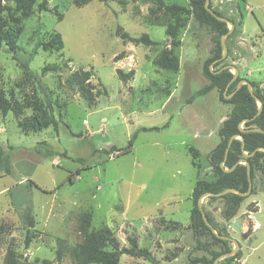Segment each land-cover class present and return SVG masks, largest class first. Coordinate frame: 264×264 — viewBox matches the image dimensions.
I'll list each match as a JSON object with an SVG mask.
<instances>
[{"label":"rangeland","instance_id":"rangeland-1","mask_svg":"<svg viewBox=\"0 0 264 264\" xmlns=\"http://www.w3.org/2000/svg\"><path fill=\"white\" fill-rule=\"evenodd\" d=\"M187 1L162 0L188 7ZM209 1L234 23L217 67L233 65L237 77L264 92V0ZM37 3L29 16L12 2L3 11L20 33L16 50L0 47V148L10 154V173L0 171V264H72L67 249L83 241V229L103 227L121 246L136 237L157 264H188L207 254L210 236L197 237L190 226L191 192L198 179L215 178L206 157L232 108L218 89L197 94L208 83L202 70L210 30L189 12H151L156 0H47V11ZM173 25L178 46L165 32ZM55 32L62 48L43 47ZM121 32L147 33L157 44L124 42ZM118 68L134 74L119 77ZM80 69L92 73L90 102L65 82ZM43 141L54 155L33 149ZM252 190L229 221L222 200L201 199L216 227L239 243V255L228 262L233 254H224L218 264H264L262 170ZM118 264L153 263L122 254Z\"/></svg>","mask_w":264,"mask_h":264},{"label":"trees","instance_id":"trees-1","mask_svg":"<svg viewBox=\"0 0 264 264\" xmlns=\"http://www.w3.org/2000/svg\"><path fill=\"white\" fill-rule=\"evenodd\" d=\"M37 1L38 0H0V47L4 44L9 51L16 50V41L18 34L20 33V29L10 26L8 20L3 16V11L7 9L5 2H12L13 9L15 11L19 12L23 16H29L31 15ZM187 3L188 7H185L184 5L174 3L165 4L162 0H156V7L151 8L150 11L155 12L156 10L164 9V11L170 12L171 14L189 12L200 26H205L210 30L213 36L212 46L210 48L211 55L204 61L202 70L203 76L208 80V83L202 86L197 91V94H205L215 88L220 92L222 100L232 105L230 113L222 121L217 130L218 142L208 152L206 157L215 178L213 180L198 179L191 192V229L197 237L209 235L211 240L209 246H205V243L203 244L207 254L191 258L188 264H212L213 260L217 256L228 253L231 249L227 244L228 239H221L217 237L206 225L197 205V200L200 196L206 194L207 192L217 193L229 188L237 189L240 192H246L248 189V175L246 166L243 164L244 160H247L248 162L251 180L254 179L257 170H262L264 172V163H262L264 151L256 150L258 147H264V133L251 130H240L239 128V125H241L244 129L256 127L264 130V92L254 81L249 80L248 81L252 87L255 97L250 95L246 84H241L239 88L235 90L237 82L241 79L237 77L235 80L230 82L228 86L227 94L232 92L233 94L227 99L224 98L223 91L227 83L232 78L233 73L230 68L223 69L219 72L214 71L222 66L220 65L217 67V65L221 63V60H216L222 55L220 37L228 31L227 23L218 20L216 17L211 15L204 7V0H188ZM209 6L212 8L210 1ZM36 7L40 11H47V0H40ZM55 8L56 7H54V9ZM212 9L217 15H222L220 11L214 8ZM165 32L171 37V44L174 46H178L180 44V40L175 39L177 35L175 25L169 26ZM230 35H232V33H229L227 36ZM120 37L124 42L131 41L134 44L142 43L146 46L157 44V42L152 40L147 33L132 36L127 32H121ZM42 45L45 48L55 47L57 50L61 49L62 39L60 34L57 32L53 33L50 36V39L47 42L42 43ZM122 57L123 52H120L113 58L114 61H117ZM212 63H214L213 68L210 67V64ZM163 65L166 66L167 61H163ZM174 66H178L177 60L174 62ZM52 69V66L42 67V71ZM116 72L119 77H125L126 79L130 78L134 74L133 70H129L128 73H123L120 68L116 69ZM91 76L92 73L90 70H75L66 77L65 82L69 88L75 89L86 101L90 102L95 96L92 90L93 87L90 84ZM257 100L261 101L262 109L259 114L254 117L258 110ZM244 119L246 120L243 121ZM153 128L156 127H152V129ZM234 134L240 135L243 138V151L241 149L242 140L238 136L233 138L228 146V141ZM133 138H135V134H133L130 138L126 149L132 148ZM6 148L12 149L13 146L7 145ZM226 148L227 153L225 156ZM33 149L44 157L55 154V151L50 149L45 141L41 142V145L36 146ZM109 150L120 151L114 146H112ZM103 151L109 152L106 149H103ZM244 152L249 155L245 157ZM62 154L65 155L66 153L64 152ZM0 171H3L5 174L10 173V154L4 148H0ZM250 192L253 193V190ZM207 197L210 200H222L223 204L220 209V213L226 221H229L236 215L241 202L246 196H242L235 192H227L221 196L207 195ZM203 210L206 220L213 225L216 233L226 235L222 229H218L216 227L211 212L205 210L204 207ZM24 219L26 220L28 227L33 228L35 221L30 210L25 211ZM2 230V226L0 225V234ZM28 232L30 233L31 231ZM83 233V241L67 249L72 260V264H118L119 258L122 254L141 256L147 261L157 264V260L152 256L150 251L139 246L136 237L129 236V246H121L117 239L112 236L108 228L103 227L99 230H88L87 228H84ZM25 243L28 244V237H26ZM211 245H219L220 249L211 248ZM62 248H64V245L61 243L60 250ZM60 250L58 254H60ZM238 255L239 251L231 255L228 262L232 261V258Z\"/></svg>","mask_w":264,"mask_h":264},{"label":"water","instance_id":"water-1","mask_svg":"<svg viewBox=\"0 0 264 264\" xmlns=\"http://www.w3.org/2000/svg\"><path fill=\"white\" fill-rule=\"evenodd\" d=\"M204 7H205V9H206L211 15H213L214 17H216V19L221 20V21H224V22L230 24V27L228 28V31H227L225 34H222L221 37H220V43H221V46H222V55H221V57H220L219 59H217L216 61H218V60H222V59L225 58V56H226V54H227V47H226V43H225V38H226L227 35H228L229 33H231V31L233 30V28H234V23H233L230 19H228L227 17H225V16L217 15V14L214 12V10L209 6V0H204ZM226 68H233V69H234V72H233L232 78H231L230 81L227 83V85H226V87H225V89H224V91H223V94H224V98H225V99L231 97V95L233 94V92H232V93H229V94H225V91H226V89L228 88L230 82H232L233 80H235V79L237 78V75H238V69H237L236 67H234L233 65H229V64H224V65H222L219 69H217V70L214 71V72H219V71H221V70H223V69H226ZM241 84H246V85H247L248 92L250 93V95H251L252 97H255V94H254V92H253V90H252V87H251L249 81L246 80V79H240V80L237 82V85H236L235 90H237ZM257 101H258V110H257L256 114L254 115V117L257 116V115L259 114V112L261 111V109H262V103H261V101H259V100H257ZM254 117H253V118H254ZM245 120H246V119H244L243 121H245ZM239 128H240V130H251V131H259V132H263V133H264V130H262V129H260V128H256V127H251V128H249V129H244L241 125H239ZM236 136H238V137L242 140L241 149H242V151H243V148H244V142H243V138H242L240 135H237V134L232 135V136L230 137L229 141H228V146H229V144L231 143L232 139L235 138ZM227 148H228V147H227ZM227 148H226V150H225V156H226V153H227ZM256 150H262V151H264V147H258V148H256ZM244 155H245V157H247L249 154H247V153L244 152ZM221 164H222V163H221ZM243 164L246 166V171H247V175H248V189H247L246 192H240V191L237 190V189L229 188V189H226V190H224V191L217 192V193H210V192H207L206 194L200 196V197L198 198V200H197V205H198V207H199V209H200V211H201L202 217H203V219H204L206 225L209 227V229H210V230H211V231H212L217 237H219V238H221V239H229V240H232V241L234 242V248H233L231 251H229L228 253H224V254H234V253L239 249V243H238V241H237L236 239H234V238H232V237H229V236H227V235H221V234H217V233H216V231H215L213 225H212L211 223H209V222L206 220L205 216H204V210H203L202 200H201V199H202L203 196H207V195L221 196V195H223V194H225V193H227V192H235V193L240 194V195H242V196H247V195H249V194H250V191H251L252 180H251V178H250L249 165H248L247 160H244V161H243ZM234 166H235V165H234ZM234 166H233V167H234ZM226 170H228V169H226ZM229 170H230V169H229ZM244 235H245V234H243V237H244ZM224 254H220L219 256H217V257L213 260V263H212V264H218V260H219V258H220L222 255H224Z\"/></svg>","mask_w":264,"mask_h":264}]
</instances>
